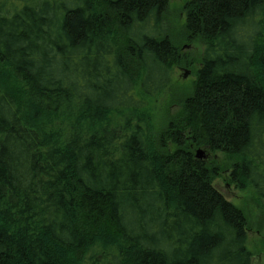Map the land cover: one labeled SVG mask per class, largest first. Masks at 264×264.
<instances>
[{"label": "trees", "instance_id": "1", "mask_svg": "<svg viewBox=\"0 0 264 264\" xmlns=\"http://www.w3.org/2000/svg\"><path fill=\"white\" fill-rule=\"evenodd\" d=\"M168 9L0 0V264L252 263L245 213L193 150L232 163L264 229V0L183 5L199 68L172 151L146 117L181 62Z\"/></svg>", "mask_w": 264, "mask_h": 264}, {"label": "rangeland", "instance_id": "2", "mask_svg": "<svg viewBox=\"0 0 264 264\" xmlns=\"http://www.w3.org/2000/svg\"><path fill=\"white\" fill-rule=\"evenodd\" d=\"M186 1L169 0V9L164 16L162 33L163 35L167 34L175 42L181 56V62L173 69L171 85L158 97L148 100L146 112L150 140L158 146V149L161 147V141L166 140L165 145L171 151L175 149L171 142V136L183 127L179 124L183 120L182 103L191 92L199 68L200 47L196 42L187 40L183 29L182 8ZM132 69L135 71L137 68ZM110 120L112 125H120L121 116L114 115ZM198 150L203 149L195 148L193 150L194 155ZM204 155L206 157L204 161H209L213 166L212 169L216 170L212 182L214 189L226 201L241 208L246 215L248 223L247 247L252 253L251 264H264L262 204L259 205L250 189H237L230 181L232 163L223 154L205 152Z\"/></svg>", "mask_w": 264, "mask_h": 264}, {"label": "water", "instance_id": "3", "mask_svg": "<svg viewBox=\"0 0 264 264\" xmlns=\"http://www.w3.org/2000/svg\"><path fill=\"white\" fill-rule=\"evenodd\" d=\"M205 152L203 151V150H198L197 152H196V155H195V158L197 159V160H204V159H206V157H205Z\"/></svg>", "mask_w": 264, "mask_h": 264}]
</instances>
